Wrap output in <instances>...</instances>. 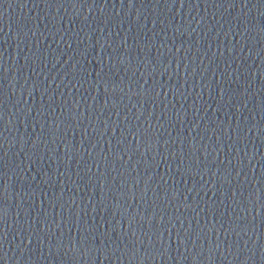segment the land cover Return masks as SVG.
<instances>
[{"label":"water","instance_id":"1","mask_svg":"<svg viewBox=\"0 0 264 264\" xmlns=\"http://www.w3.org/2000/svg\"><path fill=\"white\" fill-rule=\"evenodd\" d=\"M0 264H264V0H0Z\"/></svg>","mask_w":264,"mask_h":264}]
</instances>
